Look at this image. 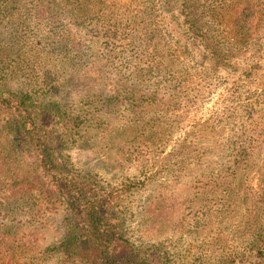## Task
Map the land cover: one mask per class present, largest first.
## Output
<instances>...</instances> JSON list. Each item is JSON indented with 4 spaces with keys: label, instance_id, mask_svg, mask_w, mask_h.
<instances>
[{
    "label": "trees",
    "instance_id": "1",
    "mask_svg": "<svg viewBox=\"0 0 264 264\" xmlns=\"http://www.w3.org/2000/svg\"><path fill=\"white\" fill-rule=\"evenodd\" d=\"M29 1L22 7L29 5L35 19H42L44 12L51 19L64 18L60 32L49 29L48 42L55 37L58 42L47 56L56 66L62 63L65 72L73 71L69 59L81 47L80 33L69 24L78 29L86 22L78 19L102 13L106 42L114 45L119 32L125 35L121 50L104 46L111 58L107 65L98 69L92 62L72 75L95 73L98 78L91 86L82 84L87 94L78 111L70 113L30 92H5L0 85V193L14 204L36 202L69 212L66 231L52 247L59 264H264V0ZM116 15L121 24L112 22ZM124 52L131 53V61L116 68L115 96L105 97L104 69H115L112 58ZM38 56L27 58L31 69L39 64ZM218 95L213 113L198 119ZM125 104L133 116L125 117L119 129L107 118L111 138L122 130L138 142H152L149 155L164 154L166 171L211 177L206 193L214 201L206 204L219 209L207 215L208 236L215 228L220 231L219 249L212 246L190 257L164 244L132 242L123 234L119 202L138 185L107 187L64 161L63 152L78 142L79 128L98 127L95 121L99 124L111 109ZM185 121L188 129L181 127ZM173 122L171 135L181 132L184 137L180 134L167 152ZM172 160L180 172L170 167ZM143 174L147 180L157 176L149 168ZM28 232L0 225V264L6 258L7 264H44L45 258L32 257L30 262L23 254L38 243Z\"/></svg>",
    "mask_w": 264,
    "mask_h": 264
},
{
    "label": "rangeland",
    "instance_id": "2",
    "mask_svg": "<svg viewBox=\"0 0 264 264\" xmlns=\"http://www.w3.org/2000/svg\"><path fill=\"white\" fill-rule=\"evenodd\" d=\"M24 3L25 0H0V85L2 90L11 93H33L34 97L61 104L70 113L82 109L85 104L84 95L87 94L81 90L82 84L91 86L93 79L98 78L95 77V73L83 76L82 72H79L74 77L72 75L78 71V68L79 71H83L92 62L98 69L101 65H107V60L111 59L107 56L110 46L116 45L121 50L125 46V35L119 32L114 45L106 42L102 35L107 27V21L101 16L102 13L90 18L78 19V22L86 21L78 29H75L67 20L69 28L80 33L78 37L81 39V47L76 49L69 59L73 71L65 72L62 63L59 62L58 67L57 64L51 63L47 56V51L55 41L58 42V37L48 42L51 34L49 29L52 27L55 28V32H60L64 25V18L58 15L51 19V15L44 12L42 19H35L37 14L29 5L23 8ZM27 3L30 4V1L28 0ZM15 16L19 19L17 20ZM22 22L28 23V27L21 26ZM112 22L121 24L119 15L114 16ZM98 33H100L99 37ZM183 37L184 40L181 41L185 43L188 34L184 32ZM35 41L38 44H35ZM48 43L51 44L50 47ZM104 46L109 49H105L107 47ZM21 48L24 49L20 51ZM100 49H103L104 53ZM35 53L39 54V64L31 69L32 62L28 63L27 58ZM56 59L54 57L52 61L55 62ZM112 59L118 65H115V69L107 67L104 69L101 90L105 93V97L115 96L113 88L119 80L116 68L120 69L130 62L131 53H120ZM54 86L56 88L52 90ZM219 97L218 95L209 101L196 117L198 119L202 117L205 120L204 118L210 116ZM128 107V104H125L124 107L111 109L106 117L99 120V124L95 121L94 126L98 127L94 129L87 131L85 126L79 128L78 142L71 149L63 152L64 161L82 175L95 176L107 187H122L129 183L138 185L137 188L123 195L119 202L120 211L124 217L123 234L132 242L147 246L164 244L173 251L190 257L212 246H215V250L219 249L217 235L220 231L215 228L208 236L211 225L207 222V215L219 209L215 204H206L214 201L213 195L206 193L207 183H211V177L195 171L182 170L181 173L166 171L167 168L165 169L162 165L166 162V160L162 161L164 154L160 155L157 152L155 156L149 155L151 153L149 150L152 149L149 144L152 142H138L136 139L129 138L122 130L113 133L111 138L109 134L112 133L111 128L108 131L106 119L111 118L113 127L119 129L125 117L133 116L131 110L128 111ZM148 114L150 113H145V115ZM190 121L193 120L190 118ZM170 124L167 152L173 149L176 139L184 137L181 132L171 135L176 124L174 122ZM188 125L187 121L181 123V127L185 129H188ZM170 165L173 170L180 172L175 160H172ZM146 168L153 169L157 172V176L147 180L143 174ZM254 183L256 184V181ZM17 207L19 209L13 210ZM69 216V212L63 207H46L41 203L37 205L36 202L34 206L26 201L14 204L8 195L0 193L2 229L4 227L8 231H13V227L19 230L26 228L30 231L28 235L38 241L35 246H31L23 253L30 262L34 260L32 257H37L45 258L44 264H59L60 257L56 251L52 250V247L65 233ZM219 227L227 230L221 223ZM230 230L231 228L228 229ZM49 248L51 249L48 250ZM8 260V258L5 259V264Z\"/></svg>",
    "mask_w": 264,
    "mask_h": 264
}]
</instances>
